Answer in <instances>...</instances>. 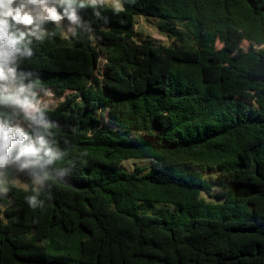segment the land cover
<instances>
[{
    "label": "trees",
    "instance_id": "trees-1",
    "mask_svg": "<svg viewBox=\"0 0 264 264\" xmlns=\"http://www.w3.org/2000/svg\"><path fill=\"white\" fill-rule=\"evenodd\" d=\"M39 1L75 29L0 40V126L25 137L0 166V264H264V0ZM138 16L175 42L137 43Z\"/></svg>",
    "mask_w": 264,
    "mask_h": 264
},
{
    "label": "rangeland",
    "instance_id": "rangeland-1",
    "mask_svg": "<svg viewBox=\"0 0 264 264\" xmlns=\"http://www.w3.org/2000/svg\"><path fill=\"white\" fill-rule=\"evenodd\" d=\"M61 1V0H57ZM89 3H99L100 1H103L107 6L113 8V9H122L123 5L120 0H83ZM25 3V7L28 11L32 13V15L36 19H47L49 18L48 13L46 12V9H51L49 5L39 1L37 3L29 4L27 2ZM137 24H136V34H135V41L137 43H141L143 40L147 38H151L156 45H165L168 46L170 44H173L175 42L173 37H168L165 33H162L159 30V23L162 21L158 18L153 17H146V16H138L137 17ZM56 24L61 25L63 27V36L65 38H68L72 35L75 29V24L73 22H65L61 18L58 20L56 19ZM23 28H27L26 26H23ZM184 29V28H179ZM244 47L247 48L248 44H244ZM107 62L105 55H102L100 68L101 70L104 69V65ZM8 81V75H4V83H0V88L5 89H11L12 86L7 82ZM59 100L55 99L52 93L44 94L38 104L35 105H29L25 108V111L28 114L34 113L36 110H39V108H53L57 105ZM151 159L148 158H132L123 161L122 167L128 172H133L137 167L144 168V172H150L151 168ZM210 177V175L208 176ZM13 182L20 186V187H27L26 181L21 177L19 173L15 174V177L13 178ZM213 183H215V180H213ZM204 196H206L204 194Z\"/></svg>",
    "mask_w": 264,
    "mask_h": 264
},
{
    "label": "clouds",
    "instance_id": "clouds-1",
    "mask_svg": "<svg viewBox=\"0 0 264 264\" xmlns=\"http://www.w3.org/2000/svg\"><path fill=\"white\" fill-rule=\"evenodd\" d=\"M35 0H28V3H34ZM49 18L59 19V14L54 8L46 9ZM70 20L75 21L76 17L74 15H69ZM35 17L30 11L25 7V3L22 0H0V40H3L8 35V29L10 26H29L34 24ZM23 33H21V36ZM9 53L0 51V62H4L9 58ZM4 79L3 71L0 70V80ZM6 99H13L12 96L6 97ZM18 102V101H17ZM25 137L19 132L16 131L13 134L11 128L5 129L3 126H0V166H2L6 160L7 155L5 150L10 146V144L15 140L16 142L23 141ZM41 146H43V141H41ZM39 149L33 147L31 144L25 146L21 150V155H36ZM33 198H29V201L32 202Z\"/></svg>",
    "mask_w": 264,
    "mask_h": 264
}]
</instances>
